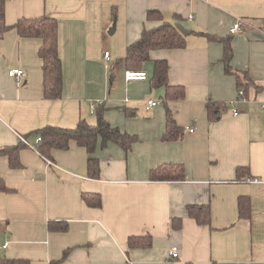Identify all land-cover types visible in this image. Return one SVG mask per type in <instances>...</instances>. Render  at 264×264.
Instances as JSON below:
<instances>
[{
    "label": "crops",
    "instance_id": "1",
    "mask_svg": "<svg viewBox=\"0 0 264 264\" xmlns=\"http://www.w3.org/2000/svg\"><path fill=\"white\" fill-rule=\"evenodd\" d=\"M149 9L187 29L230 35L232 66L258 88L250 84L240 96L235 77L224 72L222 44L200 33L189 34L184 48L152 51L141 69L146 80H126L127 45L157 24L146 20ZM44 14L58 21L62 93L43 96L41 39L6 31L0 38V147L46 125L74 128L82 119L94 125L90 102L97 100L111 126L137 139L128 152L98 140L97 179L87 176V152L74 141L67 150H52L51 165L28 147L20 149L19 168L0 156V177L14 189L0 192V257L50 264L72 247L58 264H264V36L257 31L264 24V0L4 2L9 26ZM236 18L244 25L230 33ZM154 59H166L168 82L185 90L184 98L168 102L182 128L174 141L162 140L164 89L150 84ZM10 68L22 69L24 79L10 77ZM149 99L159 103L146 108ZM209 101L228 107L209 120ZM162 163H181L185 179L149 180L150 169ZM237 166H248L245 177L236 179ZM84 192L98 193L101 206L87 205ZM240 196L249 199L247 218L238 215ZM188 204H209L210 223H196L186 213ZM177 217L182 223L174 230ZM49 220L67 221L68 230L49 231ZM131 235H150L152 244L128 248ZM174 246L178 256L171 258Z\"/></svg>",
    "mask_w": 264,
    "mask_h": 264
},
{
    "label": "trees",
    "instance_id": "2",
    "mask_svg": "<svg viewBox=\"0 0 264 264\" xmlns=\"http://www.w3.org/2000/svg\"><path fill=\"white\" fill-rule=\"evenodd\" d=\"M4 2L0 0V38L11 28H14L20 37L39 38L41 45L38 50V56L41 59L43 96L47 99H56L62 93V63L58 53V21L55 17L44 14L38 17L19 18L13 25L9 26L4 22ZM180 19V16H178ZM146 20L156 21L157 24L149 28H143L137 40L129 43L126 47L125 55L122 58L123 64L127 70L139 71L143 63L149 61L152 51L161 49H179L186 46V38L189 34H205L213 41L222 44V63L224 72L233 75L236 80L237 88H241L245 93L248 85L252 84L256 88L248 73L236 69L232 66V38L228 36H218L207 34L200 31H194L183 27L179 22H170L164 19L162 13L157 9H149L146 12ZM169 64L166 59L152 60V75L150 84L154 88L162 87L164 89L162 103L165 106V129L162 135L163 141H174L180 138L182 128L176 123L174 114L169 107V101L184 98L185 90L181 85H171L168 82ZM244 95V94H243ZM228 106L225 102L209 101L206 103V115L209 120H214L219 113ZM104 105L98 104L94 116L96 122L90 125L85 120H80L74 128H62L59 126L46 125L29 132L25 135H19V140L12 146L0 147V156H6L11 168L21 166L19 152L23 147L33 149L45 162L54 163L51 155L52 150H67L70 142L74 141L78 146L83 147L87 152L86 174L89 178L97 179L100 172L99 159L94 155L98 140L100 146L107 142H113L119 145L125 152L131 149L136 141L135 135L121 131L117 127L111 126L104 118ZM40 136V141L35 143L34 138ZM33 141V142H32ZM248 166H237L235 169L236 179H241L247 175ZM151 181H182L185 179L184 167L181 163H162L152 169L148 174ZM4 179L0 177V192H13ZM84 202L92 207L101 206V198L98 193H82ZM238 215L240 218H247L249 210L248 196H240L237 201ZM186 213L193 218L199 225L210 223L209 204H188ZM181 218H173L171 225L174 230L181 227ZM49 231L68 230L67 221L49 220L47 222ZM152 244L150 235H131L128 237V248H147ZM72 247L65 249L60 259L51 261L50 264H58L63 261ZM30 261L25 258L0 257V264H29Z\"/></svg>",
    "mask_w": 264,
    "mask_h": 264
},
{
    "label": "built area",
    "instance_id": "3",
    "mask_svg": "<svg viewBox=\"0 0 264 264\" xmlns=\"http://www.w3.org/2000/svg\"><path fill=\"white\" fill-rule=\"evenodd\" d=\"M244 25V21L240 18H236L235 21L233 22V24L230 26L229 28V32L230 33H235L238 32L240 30V28H242V26ZM257 31L264 36V24L260 25L257 27ZM104 57L108 58L109 57V53L108 52H104ZM8 75L10 77H13L16 79V81H20L24 79L25 77V72L22 69L19 68H10L8 70ZM125 79L126 80H146L147 79V73L145 71H136V70H126L125 71ZM238 94L240 96H243V90L239 89L238 90ZM101 101H93L90 102V111L91 114H94L95 109L97 107L98 104H100ZM159 103V101H155V100H147L146 102V108H150L153 107L155 105H157ZM234 114H237V112L234 111ZM189 131H193V129H189ZM19 140L25 141L23 138H20ZM35 143L40 141V136H37L34 139ZM47 165H51L52 163L50 161L46 162ZM177 247L174 246L171 248L170 251V256L171 258H174L177 255Z\"/></svg>",
    "mask_w": 264,
    "mask_h": 264
},
{
    "label": "rangeland",
    "instance_id": "4",
    "mask_svg": "<svg viewBox=\"0 0 264 264\" xmlns=\"http://www.w3.org/2000/svg\"><path fill=\"white\" fill-rule=\"evenodd\" d=\"M113 24H114V26H115V23L113 22L112 24H111V26L106 30V32H105V35H106V37L107 38H110V37H112V35L114 34V33H110L109 31H110V29L113 27ZM116 38L115 39H118L119 38V36H115ZM95 39H97V38H95ZM106 66H109V65H106ZM106 69H107V67H105ZM149 100H155V101H158V100H156V99H149ZM97 101H102V100H97ZM233 101V100H232ZM231 101V102H232ZM146 102H147V100H146ZM92 115H94V114H92Z\"/></svg>",
    "mask_w": 264,
    "mask_h": 264
},
{
    "label": "water",
    "instance_id": "5",
    "mask_svg": "<svg viewBox=\"0 0 264 264\" xmlns=\"http://www.w3.org/2000/svg\"><path fill=\"white\" fill-rule=\"evenodd\" d=\"M114 31V24H113V27L110 29V33H112Z\"/></svg>",
    "mask_w": 264,
    "mask_h": 264
}]
</instances>
